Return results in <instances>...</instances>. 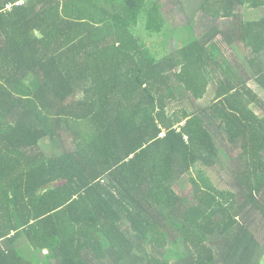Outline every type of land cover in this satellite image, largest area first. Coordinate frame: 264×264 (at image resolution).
I'll use <instances>...</instances> for the list:
<instances>
[{
    "label": "trees",
    "instance_id": "1",
    "mask_svg": "<svg viewBox=\"0 0 264 264\" xmlns=\"http://www.w3.org/2000/svg\"><path fill=\"white\" fill-rule=\"evenodd\" d=\"M171 1L0 0V264H262L264 0Z\"/></svg>",
    "mask_w": 264,
    "mask_h": 264
},
{
    "label": "rangeland",
    "instance_id": "2",
    "mask_svg": "<svg viewBox=\"0 0 264 264\" xmlns=\"http://www.w3.org/2000/svg\"><path fill=\"white\" fill-rule=\"evenodd\" d=\"M184 4L187 6L191 3L187 2V0H185ZM180 8H181V6L176 4L175 1L170 2V0H166V4L164 5V9L166 10L165 15L168 17V19L170 18V19L174 20V18L176 16L175 15L176 11H179ZM238 13L242 14L244 19H246L248 21H256V20H259V19L264 17V10H262V9L254 10L251 8H242L241 11H240V9L238 10ZM180 16H181V14H180ZM180 24L182 25L183 23H180ZM197 24L200 26L203 25L202 26L203 28H207L208 26H210L211 23L206 22V21H202V22H198ZM259 96H264V95L261 92H259ZM263 101H264V98H263ZM66 144H69L67 134H66L65 140L64 141L61 140L57 144L52 143L50 140H45L42 142V146H43L44 150H46L49 155H51V154H62L65 151V145ZM231 160L224 159L225 162H228V165H230V167H232V168L238 167V165H239L238 161L233 160V159H231ZM214 181H215V178H214ZM221 186H223L222 183H221ZM262 264H264V258L262 260Z\"/></svg>",
    "mask_w": 264,
    "mask_h": 264
}]
</instances>
